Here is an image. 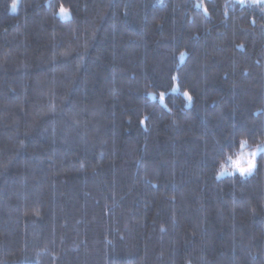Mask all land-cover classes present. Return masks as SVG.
<instances>
[{
    "label": "trees",
    "instance_id": "trees-1",
    "mask_svg": "<svg viewBox=\"0 0 264 264\" xmlns=\"http://www.w3.org/2000/svg\"><path fill=\"white\" fill-rule=\"evenodd\" d=\"M241 134L264 1L0 0V264H264V153L215 174Z\"/></svg>",
    "mask_w": 264,
    "mask_h": 264
},
{
    "label": "clouds",
    "instance_id": "clouds-1",
    "mask_svg": "<svg viewBox=\"0 0 264 264\" xmlns=\"http://www.w3.org/2000/svg\"><path fill=\"white\" fill-rule=\"evenodd\" d=\"M262 153L264 137L251 140L247 135L241 134L236 138L234 146L226 149L223 156L217 159L215 174L220 178L233 174L244 178L254 171L257 158Z\"/></svg>",
    "mask_w": 264,
    "mask_h": 264
},
{
    "label": "rangeland",
    "instance_id": "rangeland-1",
    "mask_svg": "<svg viewBox=\"0 0 264 264\" xmlns=\"http://www.w3.org/2000/svg\"><path fill=\"white\" fill-rule=\"evenodd\" d=\"M235 1H237V2H244L245 0H235ZM255 1H264V0H255ZM59 16L61 17V18H63V19H66V18H68L69 17V15H68V13L67 12H65V11H60L59 12Z\"/></svg>",
    "mask_w": 264,
    "mask_h": 264
}]
</instances>
